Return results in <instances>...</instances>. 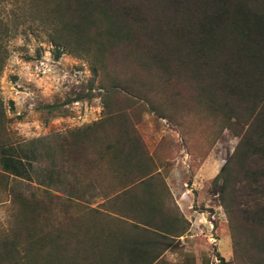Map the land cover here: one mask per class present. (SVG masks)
I'll use <instances>...</instances> for the list:
<instances>
[{
  "label": "trees",
  "instance_id": "obj_1",
  "mask_svg": "<svg viewBox=\"0 0 264 264\" xmlns=\"http://www.w3.org/2000/svg\"><path fill=\"white\" fill-rule=\"evenodd\" d=\"M23 18L49 32L54 60L65 53L84 57L93 81L103 79L106 118L71 131L68 144L84 174L99 181L102 203L72 218L66 238L49 218L31 228L40 214L53 215L51 197L47 205L14 197L25 218L23 243L13 233L0 260L18 255L22 243L23 264H158L189 223L168 206L167 186L117 102L144 100L151 113L168 119L154 101L183 87L202 113L237 138L212 187L233 237L244 239L248 264H264V0H23ZM6 34L0 22V72ZM89 98L79 94L74 101ZM12 146L0 101L1 169L20 177Z\"/></svg>",
  "mask_w": 264,
  "mask_h": 264
},
{
  "label": "rangeland",
  "instance_id": "obj_2",
  "mask_svg": "<svg viewBox=\"0 0 264 264\" xmlns=\"http://www.w3.org/2000/svg\"><path fill=\"white\" fill-rule=\"evenodd\" d=\"M0 22L7 30L1 41L6 53L0 72V101L14 158L21 168L20 177H13L3 172L0 164V247L4 248L3 241L12 239L13 233L20 234L23 243L25 218L14 197L45 204L51 197L53 215L41 211L30 222L31 228L38 229L49 218L70 238L71 219L102 203L99 181L84 174L68 153V144L71 131L106 118L100 89L103 79L93 81L90 62L84 57L65 53L54 60L55 46L49 32L38 21L23 18V0H0ZM177 91L179 101L172 99ZM79 94H89L90 98L74 101ZM188 94V89L177 87L157 97L164 99H155L154 105L168 119L151 113L144 100L130 103L121 98L117 102L167 186L171 197L168 206H177L189 223L158 264H221L219 258L228 264H248L241 252L244 239L233 237L229 218L212 187L237 138L222 131ZM47 105L59 107L54 112L41 109ZM83 221L90 223L88 217ZM78 236L87 239L83 233ZM22 243L17 244L18 255L2 257L0 264L26 263ZM84 247L85 242L78 246L79 250Z\"/></svg>",
  "mask_w": 264,
  "mask_h": 264
}]
</instances>
